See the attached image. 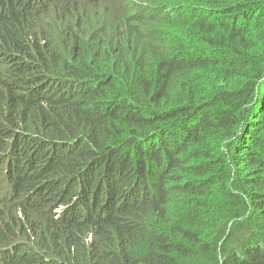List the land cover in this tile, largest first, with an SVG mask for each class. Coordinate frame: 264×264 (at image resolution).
I'll return each instance as SVG.
<instances>
[{
  "label": "trees",
  "instance_id": "1",
  "mask_svg": "<svg viewBox=\"0 0 264 264\" xmlns=\"http://www.w3.org/2000/svg\"><path fill=\"white\" fill-rule=\"evenodd\" d=\"M0 264H264V0H0Z\"/></svg>",
  "mask_w": 264,
  "mask_h": 264
}]
</instances>
